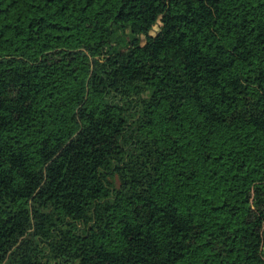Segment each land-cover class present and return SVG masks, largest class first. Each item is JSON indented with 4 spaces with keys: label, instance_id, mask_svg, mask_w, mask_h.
Instances as JSON below:
<instances>
[{
    "label": "trees",
    "instance_id": "1",
    "mask_svg": "<svg viewBox=\"0 0 264 264\" xmlns=\"http://www.w3.org/2000/svg\"><path fill=\"white\" fill-rule=\"evenodd\" d=\"M0 264H264V0H0Z\"/></svg>",
    "mask_w": 264,
    "mask_h": 264
}]
</instances>
